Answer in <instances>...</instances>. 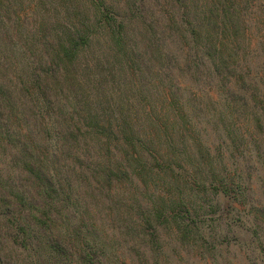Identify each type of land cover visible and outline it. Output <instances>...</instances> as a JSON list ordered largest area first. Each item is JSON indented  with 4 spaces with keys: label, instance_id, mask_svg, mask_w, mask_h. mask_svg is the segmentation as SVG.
Listing matches in <instances>:
<instances>
[{
    "label": "trees",
    "instance_id": "16d2710c",
    "mask_svg": "<svg viewBox=\"0 0 264 264\" xmlns=\"http://www.w3.org/2000/svg\"><path fill=\"white\" fill-rule=\"evenodd\" d=\"M63 1L62 31L43 65L28 71L12 60L14 50H1L0 264H39L41 256L63 264L66 254H77L69 264H116L130 215L140 248L162 225L186 232L183 213L197 216L193 198L209 185L203 162L186 156L206 149L211 164L198 129L211 109L225 121L231 157L245 144L264 154V0H162L159 21L153 12L147 20L142 0ZM96 35L116 67L77 61ZM167 40L185 42L180 59L199 85L175 74L182 62ZM135 71L145 81L135 80ZM253 129L263 134L258 144ZM232 170L221 176L210 168L212 189L236 200L245 224L263 221L254 201L242 216L249 187L231 182L242 177L239 166ZM164 173L177 196L159 192L149 205L136 197L128 204L129 193L141 191L137 180ZM17 250L31 259L9 256L12 263L7 254Z\"/></svg>",
    "mask_w": 264,
    "mask_h": 264
},
{
    "label": "rangeland",
    "instance_id": "374dc122",
    "mask_svg": "<svg viewBox=\"0 0 264 264\" xmlns=\"http://www.w3.org/2000/svg\"><path fill=\"white\" fill-rule=\"evenodd\" d=\"M140 1L137 0L139 4ZM142 1L147 20H149L148 16L151 12H153L154 19L162 20L163 11L161 12L158 6L162 0ZM63 3V0H0V62H3L4 59L1 50L6 52L8 48V50H14V52L9 50L8 54L16 55L12 57V60L18 62L19 59L21 64H27L25 69L28 71H32L34 65L40 63L43 65L48 60L47 55H50L49 42L53 40L55 33L60 34L62 31L61 24L66 13ZM169 9L171 10L170 7ZM137 24L140 26L142 23L139 20ZM162 35L166 34L163 33ZM102 40V35H96L89 43L90 46L78 53L77 61L90 62L91 67L94 66L93 62L96 59L101 60L104 67H108L106 61L113 64L115 60L107 49L101 46L103 45ZM183 43L185 42L182 41L180 44L175 45L169 43L168 40L165 42L169 49L174 50L177 60L182 57L179 47ZM139 50L144 52L145 48L139 47ZM180 60L182 63L175 66L177 69L175 74L183 75L187 85L192 83L199 85L195 77L187 76L185 73L186 64L184 60ZM113 65L117 66L116 63ZM156 65H158V62H156ZM200 70L206 71V68L201 66ZM11 77L17 79L13 74ZM134 77L135 80L145 81L143 76L138 75V71H135ZM201 77L205 81L204 76ZM205 115H209V121L206 123L203 120L200 123L199 136L204 144L208 146L207 149L210 150L211 155L214 156L210 159L212 162L211 164L207 162L206 149L200 150L197 148L193 150V154L190 152V156H186L197 163L199 160L203 162L202 172L206 174L204 179L209 183L208 191L199 192L193 198L195 205L199 208V213L197 216L193 213H191L192 216H186L183 213L187 217V224H189L186 232L172 231L162 225L159 227L160 234L157 239L154 236L149 237L147 235L141 248L136 241L139 239V236H135L136 230L130 227L132 226L131 215L130 217L128 215L127 235H120V238H126V241L121 245L116 244L119 253L117 254L118 261L116 264H138L140 262H143V264H264V219L263 221L257 219L256 222L252 220L251 223L245 224L241 218L239 219L240 214L233 209L236 200L217 195L212 189V185L216 184L215 181H212L214 175L207 172L211 168L216 172L213 174L223 176V174H232L234 165L240 167L242 177L238 178L235 174L230 181H234V183L241 182L249 187L247 190L250 194L248 199L251 198V201L246 203V211L242 215L246 216L245 214L249 212L247 204L252 201L262 205L264 210V154L258 152L260 154L257 155V150L254 149L256 145L245 144L246 147H240L242 153L239 157H231L232 145L229 143L225 121H222L219 111L211 109ZM204 119L206 120V118ZM226 120L229 121L230 117H227ZM238 127L242 126L239 123H235L233 126L237 129ZM253 134L255 140H258L256 141L258 144L263 134L255 133L254 129ZM245 135H248V133H245ZM263 147L264 140L260 145V148L263 149ZM180 155H184V153ZM243 179H247V183ZM137 184L141 191L136 195L129 193L128 204H134L133 198L136 197L149 205L159 192V195H172L174 193V197L177 196V192L173 188L176 185L175 180L173 181V178L165 173L164 176L153 175L151 177L144 175L142 180H137ZM152 223L155 224L154 221ZM146 230L150 233L151 227H147ZM142 249L146 254H135V252L138 253V250L140 252ZM127 250L130 253L127 254ZM110 252L112 251L110 250ZM121 252L122 254H120ZM28 253V250H17L14 253L7 254V256H10L13 260L26 261V259H31V257H28L31 254ZM66 255L69 259L65 260L63 264H69V260L74 259L77 254ZM12 259L11 262L13 263ZM55 259L56 257L41 256L38 262L39 264H54Z\"/></svg>",
    "mask_w": 264,
    "mask_h": 264
}]
</instances>
